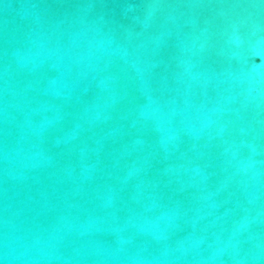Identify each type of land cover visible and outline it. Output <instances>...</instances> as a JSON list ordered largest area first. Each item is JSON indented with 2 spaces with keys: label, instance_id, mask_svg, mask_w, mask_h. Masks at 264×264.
<instances>
[{
  "label": "water",
  "instance_id": "95a60500",
  "mask_svg": "<svg viewBox=\"0 0 264 264\" xmlns=\"http://www.w3.org/2000/svg\"><path fill=\"white\" fill-rule=\"evenodd\" d=\"M0 264H264V0H0Z\"/></svg>",
  "mask_w": 264,
  "mask_h": 264
}]
</instances>
